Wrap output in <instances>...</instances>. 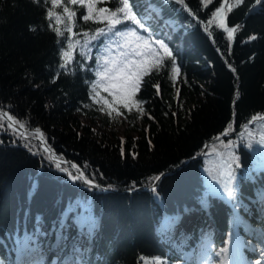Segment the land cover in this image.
<instances>
[{
  "label": "trees",
  "instance_id": "trees-1",
  "mask_svg": "<svg viewBox=\"0 0 264 264\" xmlns=\"http://www.w3.org/2000/svg\"><path fill=\"white\" fill-rule=\"evenodd\" d=\"M129 2L137 18L150 24L148 32L137 28L138 33L153 34V48L162 39L179 67L172 79L171 59L164 57L161 67L142 78L136 99L143 114L119 106L135 137L116 133L120 121L109 115L105 101L116 102L103 88H92L105 49L114 55L123 49L124 41L107 32V20L84 21L86 6L70 0H59L56 7L52 0H0V111L28 130L22 134L0 113L2 264H16L18 253L27 259V249L37 243L43 262L55 252L61 264L64 252L55 250L54 239L60 224L65 235L56 236L69 251L76 245L84 264H185L204 233L213 252L228 249L229 262L234 209L242 216L238 228L247 256L253 262L264 259V147L256 143L264 135V0L260 5L256 0ZM225 2L231 6L225 8L226 24L237 28L232 41L212 16ZM95 4L110 12L122 6L121 0ZM65 7L75 12L71 21ZM48 11L63 23L49 18ZM125 25L136 27L125 21L114 31H126ZM100 28L105 36L98 35ZM252 35L257 39L250 40ZM64 52L70 53L67 61ZM35 129L97 185L70 180L34 138ZM249 138L251 148L245 146ZM229 139L240 157L233 198L224 191L216 154ZM61 167L76 172L68 162ZM190 214H196L192 233L181 239L180 219ZM165 215L168 226L178 221L171 232ZM91 221L95 227L89 231ZM175 241L184 248L178 250ZM209 259L221 264V257Z\"/></svg>",
  "mask_w": 264,
  "mask_h": 264
},
{
  "label": "snow or ice",
  "instance_id": "snow-or-ice-1",
  "mask_svg": "<svg viewBox=\"0 0 264 264\" xmlns=\"http://www.w3.org/2000/svg\"><path fill=\"white\" fill-rule=\"evenodd\" d=\"M70 2L75 5L77 3L86 6L87 14L83 15L82 18L84 21H89L92 19L97 20H107L108 28L107 32L112 33L115 37H119L120 40L124 41L123 49L118 50L116 55H113L110 51L105 49L107 55L102 57L103 64L98 65L95 75L99 78L93 85V91L99 86L103 88L105 92H108L110 96L113 97V100L116 102L115 104L109 103L105 101L108 108L111 112H116L117 115H120L119 106L122 105L124 109H128L131 111L134 107L143 114V108L141 106V101L136 99L137 92L141 87L142 78L147 75L153 68H159L163 65L164 57H168L171 59V67H172V79H175L179 74V67L177 66L175 57L173 55V51L168 47V45L162 39H156L154 43L158 45L157 48H153L151 46L152 35L148 34V37L140 35L137 31V28L148 32V27L150 24L146 26V22H144V17L140 19L137 18L138 13L134 11L135 4L130 3L129 0H121L122 6L117 7L115 11H109L108 8H100L96 9L95 0H70ZM176 3L182 4L184 0H175ZM207 2V0H205ZM242 0H237V3H241ZM262 0H256V4L260 5ZM59 0H52L53 7L58 6ZM225 8L229 11L231 10V6L225 2L220 7L215 9V12L212 13L214 19L218 20V27L222 28L224 32L227 33V38L229 41L234 39V33L237 31L236 27H228L226 24V15ZM254 9H251L252 11ZM64 13L67 14V18L69 21L75 16V12H71L67 7L64 8ZM47 16L49 18L55 16L56 23H63V19L60 15L48 11ZM125 21L131 23V25L136 27H126L125 30H115L117 25L123 24ZM212 21H209L211 23ZM68 31H71V27H68ZM57 35H63L59 29H56ZM99 36H105L106 32L104 28H100L97 30ZM85 35H87L85 33ZM98 36H93L92 39L96 40ZM250 40H255L257 37L252 35ZM87 44V41L85 42ZM72 45L69 44V48ZM162 52V55H161ZM64 60L67 61L70 58L69 52H64L63 54ZM61 68L64 67L63 64L60 65ZM232 71H235L233 68ZM158 89V85L156 86ZM99 95V93H96ZM239 94L237 93V96ZM103 111V109H101ZM264 119V117H261ZM8 120L12 122V117L9 116ZM22 126V125H21ZM39 131V130H37ZM219 139V137L217 138ZM258 145L264 147V135H261L259 140L256 142ZM221 146L224 149L223 152H217V156L219 157V167L222 169L221 176L224 178V191L226 192L229 198H233L236 194V181H237V173L236 169L239 168V159L240 157L236 155L233 151L237 147L236 143L229 139L225 144L221 142ZM247 148L253 147V143L251 138H249V142L245 145ZM45 151H50L45 148ZM215 151V149H213ZM123 155V152H122ZM62 162H57L56 167L63 172L68 173L73 180L84 178V173L76 166L72 165L73 168L77 169V175L72 176L67 168L61 167ZM158 180L159 177H156ZM85 182L90 186L92 185V181L85 179ZM206 201H202L201 207H206ZM177 220L173 219L169 222V226L167 231L171 232L173 228L177 224ZM62 227V226H61ZM95 227V222H90L89 231ZM62 237H57L55 250L61 251L63 250L64 255L59 257L61 264H84L83 256L84 253L80 251L76 245H73L70 251L67 249L66 245L61 244ZM182 247V245L178 244V248ZM29 256L27 259L24 258L23 253H18L16 264H43V249L39 243H37L36 247L27 249ZM255 251V249H254ZM207 257L205 258V264H212L210 257H221V264H228V257L224 255L228 252L227 248H221L218 252H213L211 250V245L209 244L206 247ZM260 256L264 257V248L260 249ZM2 264V261H0ZM53 264H56V261H53ZM154 264H162L161 261H155ZM248 264H264V259H256L254 262L249 261Z\"/></svg>",
  "mask_w": 264,
  "mask_h": 264
},
{
  "label": "rangeland",
  "instance_id": "rangeland-1",
  "mask_svg": "<svg viewBox=\"0 0 264 264\" xmlns=\"http://www.w3.org/2000/svg\"><path fill=\"white\" fill-rule=\"evenodd\" d=\"M123 45H124V42H122L121 47ZM118 50L119 49L117 48V50H116L117 53H118ZM112 54L114 55V53H112ZM113 114L117 115L116 112H113ZM117 116H118V120L120 122H116L115 123V127L114 128L116 129V133H118L120 135L129 134V135H132L133 137H135L136 134H137V131H135V130L131 131L128 128V126H127L128 124H127V122L125 121V119L123 118L122 115H117ZM225 134H227V132ZM129 154L132 155V156L136 155V153L134 152V150H132L131 148L129 149ZM74 170H76L75 174H73V173L70 172L72 174V176L77 175V169H74ZM66 174H67V177L70 180H73L72 177L68 173H66ZM191 215H194V214H190L189 216L186 215V216H184L185 218H183L180 221L179 233L181 235H191V232H192V230H191V226H192V223H191L192 217H191ZM236 218H237L236 222L239 223L240 220H241V218H238V217H236ZM76 221H78V219H76ZM69 222H70V220H69ZM240 224H241V222H240ZM164 225H165V227H168V217H167V215H165ZM61 226H62V224H60L59 228H61L62 231L57 232L56 233L57 236L62 235V234L65 235V227L64 226L61 227ZM36 228L42 230V232H43V228L39 224L36 225ZM207 228H208V230H211L212 229L211 226H208ZM189 231H191V232H189ZM56 235L54 236V239L57 238ZM80 238H81V236H80ZM200 238H201V240H199L195 245H197V249L201 248L205 252L206 247L209 245V243H208V239H209L208 238V235L206 233H204V234H202V236H200ZM174 243H175V245H176V247H177L178 250H182L184 248L183 246L178 248V244L180 245L182 243V241H175ZM193 254H194V252H193ZM193 254L191 255V252H190L187 255V258L184 261L185 264H203L204 258L201 257V255L203 254V252H200V254H196V255H198V257H196V258L193 256ZM55 260H56L55 252L52 253L51 255L47 254V257H46L45 261L43 262V264H53V261H55ZM228 264H229V262H228Z\"/></svg>",
  "mask_w": 264,
  "mask_h": 264
},
{
  "label": "water",
  "instance_id": "water-1",
  "mask_svg": "<svg viewBox=\"0 0 264 264\" xmlns=\"http://www.w3.org/2000/svg\"><path fill=\"white\" fill-rule=\"evenodd\" d=\"M0 113H1V115H2L4 118H6L7 120H8V117H9V116L12 117V115H11L8 111H6V110H1ZM8 121H9V120H8ZM11 124H12V126H13L15 129H17L19 132H21V133L24 134V135H25V132L28 131V130L25 129L23 126L17 124V123L14 121L13 117H12V122H11ZM37 130H39V131H37ZM34 131L37 132V135L34 136V138L37 139L39 142H41V145H42V147H43L44 149L47 148V149L50 150V151H48V152H49L51 158L54 160V162H56V163H57V162H62V163H64V162H68L73 170L76 169V168H73V167H72L73 164L76 165V166L80 169V167H79L75 162H73V161H71V160H67V159L61 158V157L57 154V152H56L55 150H53V149L48 145L47 141H46L45 138H44V135H43V132H42L41 129H35ZM225 133H226V131H222L221 135H224ZM191 159H192V158H190L189 160H191ZM62 163H61V164H62ZM80 170H81V169H80ZM81 171H82V170H81ZM82 172H83V171H82ZM83 173H84V172H83ZM77 174H78V173H77ZM81 179H82L83 181H85V179H88V178H86V176H85V174H84V178H81ZM88 180H89V179H88ZM92 185H93V186H96L97 184L92 183ZM147 188H148V189H149V188H152V185L148 186Z\"/></svg>",
  "mask_w": 264,
  "mask_h": 264
},
{
  "label": "bare ground",
  "instance_id": "bare-ground-1",
  "mask_svg": "<svg viewBox=\"0 0 264 264\" xmlns=\"http://www.w3.org/2000/svg\"><path fill=\"white\" fill-rule=\"evenodd\" d=\"M195 254H200V250L199 249L195 250ZM196 256H198V255H196Z\"/></svg>",
  "mask_w": 264,
  "mask_h": 264
}]
</instances>
